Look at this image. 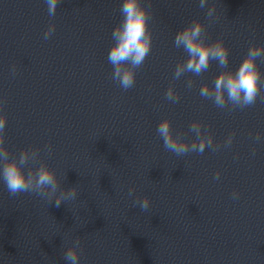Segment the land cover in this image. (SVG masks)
Here are the masks:
<instances>
[{
    "label": "water",
    "instance_id": "water-1",
    "mask_svg": "<svg viewBox=\"0 0 264 264\" xmlns=\"http://www.w3.org/2000/svg\"><path fill=\"white\" fill-rule=\"evenodd\" d=\"M121 2L61 0L53 18L45 0H0L5 144L13 154L40 147L61 187L79 190L57 207L35 194L11 197L0 181V264H67L63 253L76 236L82 264H264V142L252 139L264 135V102L227 111L202 98L200 86L221 70L215 62L202 76L173 80L186 56L173 45L180 28L202 20L209 40L223 37L235 69L251 43L264 44V0H218L212 23L213 0L204 9L199 0H151L152 49L127 91L111 79L107 59ZM50 22L55 32L45 40ZM257 63L264 72V59ZM169 84L179 103L165 99ZM166 117L174 132L199 120L217 142L235 138L219 152L177 156L156 132ZM143 196L146 211L134 205Z\"/></svg>",
    "mask_w": 264,
    "mask_h": 264
},
{
    "label": "clouds",
    "instance_id": "clouds-1",
    "mask_svg": "<svg viewBox=\"0 0 264 264\" xmlns=\"http://www.w3.org/2000/svg\"><path fill=\"white\" fill-rule=\"evenodd\" d=\"M49 17H55L56 9L61 0H45ZM209 0H199V7L204 9ZM218 0H213L207 6L206 19L212 23L219 19L217 13ZM120 21L112 30L113 43L108 53V62L112 65L111 79L123 90L127 91L135 86L137 70L140 69L148 58L153 43V32L149 22L153 16L151 0H122L119 8ZM56 25L50 22L43 33V39L48 40L55 32ZM208 26L199 18H194L184 27L180 28L174 37L173 45L182 49L186 56L177 62L173 80H178L187 73L192 76H202L215 62L221 70L215 76L213 83H203L199 95L212 102L219 109L235 111L244 110L255 106L257 101L264 102V72L258 66V59H264V44L251 43L241 63L235 69L229 67L230 49L225 44L223 37L209 40ZM13 76L17 73L15 65L11 68ZM195 81L189 78L185 87L191 89ZM165 99L172 104L179 103L180 94L174 84H169L165 91ZM7 97H0V181L5 185L11 197L22 193L35 194L59 207L66 201H75L78 197V187H61V180L56 171L51 168L41 155L40 147H25L17 154H13L6 146L7 115L4 111ZM157 135L163 140L167 151L177 156L189 153L203 154L206 148L219 152L222 148H230L235 138L231 132L220 143L214 139L211 131L199 120H193L187 133L174 132L170 118H163L157 125ZM188 135H192L189 140ZM254 143L264 142V135L257 132L252 137ZM47 155L52 154L50 144L44 146ZM255 146L251 155L255 156ZM220 171L214 174V179L219 180ZM134 189L129 188L128 195L134 194ZM240 193L233 191L232 198L238 199ZM150 198L147 196L136 197L134 205L141 211L150 207ZM81 238L76 236L67 244L63 253L67 264H82Z\"/></svg>",
    "mask_w": 264,
    "mask_h": 264
}]
</instances>
